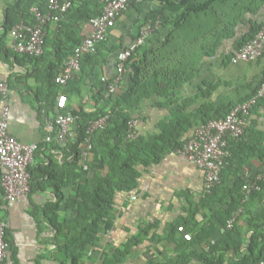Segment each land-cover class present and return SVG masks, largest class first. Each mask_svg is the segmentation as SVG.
<instances>
[{
  "label": "trees",
  "instance_id": "16d2710c",
  "mask_svg": "<svg viewBox=\"0 0 264 264\" xmlns=\"http://www.w3.org/2000/svg\"><path fill=\"white\" fill-rule=\"evenodd\" d=\"M71 1L72 7L60 22L47 24L43 54H26V57L34 61L35 68L31 74H35L44 84L47 93L51 94V100H47L46 104L49 102L52 105L55 115L50 118L46 111L45 126L48 127L49 123L56 124V117L60 113L72 112L77 115L73 131L75 135L71 137L69 133L61 138L59 128L55 125L52 141L38 144L35 161L30 165L29 171L31 191L53 188L55 199L47 200L38 211L41 212L45 228L53 233L48 241L54 245L55 255H62L69 264H85L88 252L100 240L99 233L104 223L114 216L117 194L135 192L140 179L169 154L178 152L201 123L224 118L237 104L258 95L264 84V76L254 92L244 99L234 101L229 98L222 99L219 104L204 103L191 111L195 99H181L177 95L198 76L203 65L204 55L195 50L198 47L204 49L206 45H203V38L210 36L207 43L216 51L224 39L234 36L236 27L245 18V12L255 9L250 8L247 3L237 4V0H160L158 6L152 7L149 19L161 18L162 23L155 32L167 28L165 38L152 47H146L144 51L141 48L145 43L135 49L126 62L125 73L115 92L108 95L109 86L117 78V75L108 76V68L112 63L116 68L119 53L127 47L124 46L123 39L113 43L109 36L98 44L96 53H85L82 56L81 69L72 79L66 84H59L56 77L62 73L66 61L75 54L76 47L82 41L83 23L102 14L105 7L103 0ZM144 1L132 3L142 4ZM228 1L235 3L225 15H219L217 8ZM49 3L50 0H17L10 4L6 12V29L10 30L21 19L29 23L35 22L33 7L38 6L46 12L49 10ZM262 26L263 24L253 25L250 34L238 40L237 51L253 39ZM231 59L229 57L228 60ZM84 90L92 95L90 100L94 104L86 106L87 99L76 105L70 104L73 100L70 98H82ZM59 96L67 98L68 104L64 107L58 102ZM34 100L37 102L40 99ZM150 100L158 101V105L170 109V115L158 123L159 132L145 134L140 129L131 127L130 122L141 118V108ZM259 100L260 97L252 110ZM46 104L43 105L44 108L47 107ZM36 108L42 110V105ZM106 116V125L89 134L91 123ZM88 137H91L94 148L87 161L88 168L85 169L82 152L86 148ZM244 140L246 131L239 139H229L231 155L227 167L234 161L238 145H243ZM64 141L70 151L68 158L59 160L44 152L46 149L62 147ZM254 155L255 152H247L248 157ZM245 160L247 163L248 158ZM226 168L222 173L221 183L210 193L205 192L202 203L192 212L195 217L202 208L212 210L213 222H210L209 227L212 229L209 231L202 228L195 233L190 240L194 251L181 254L176 263L169 261L163 264H186L193 258L205 261V264H224L229 250L235 251V261H230L229 264H258L264 260V246L259 241L258 233L262 225L256 223L249 208V201L264 188V179L259 180L261 189L253 190L250 198L244 202L245 185L257 178L247 180L239 177L231 185L230 180L226 182ZM234 215L236 219L230 228L228 221ZM193 216L183 220V223L193 221ZM261 218L264 215L258 217L257 221ZM244 223L248 224L247 232ZM180 224L178 221L176 226ZM173 227L171 225L170 229ZM43 229L44 227L42 231ZM250 230L254 233L250 234ZM221 231L224 245L220 244L217 235ZM211 240H214L213 244L210 243L208 250L204 249L205 242ZM140 241V237H132L124 249L116 250L103 264H124L132 248ZM246 244L247 251L243 252L242 247ZM58 259L65 264L63 259Z\"/></svg>",
  "mask_w": 264,
  "mask_h": 264
},
{
  "label": "crops",
  "instance_id": "0c3cea01",
  "mask_svg": "<svg viewBox=\"0 0 264 264\" xmlns=\"http://www.w3.org/2000/svg\"><path fill=\"white\" fill-rule=\"evenodd\" d=\"M16 1L0 0V77L9 84L8 99L12 133L22 142L40 144L47 141L49 136L48 128L45 126L46 111L50 118L55 114L52 105L49 102L46 104L47 100H51V94L47 93L44 84L36 78L35 74H31L35 68L34 61L12 47L10 30L6 29V12L9 5ZM160 3V0H145L142 4L132 3L119 17L116 26L108 32L111 42L118 43L123 39L124 46L130 47L148 23L152 7ZM234 3V1H228L225 5L219 6L217 13L221 16L225 15ZM236 3H247L255 11L245 12V18L236 27L234 36L224 39L216 51L211 44L207 43L210 36L203 38L205 39L203 45H206L204 49L198 47L195 50L198 54L204 55L203 65L198 76L186 84L177 95L181 99H195L191 111L204 103L219 104L222 99L230 98L234 101L244 99L254 92L264 76V57L236 64L228 60L237 51L238 40L248 36L253 25L264 24V2L237 0ZM161 30L163 31L154 32L147 38L148 40L144 42L145 46L141 48L142 51L165 38L167 28L164 27ZM91 31L92 25L89 22L83 23L82 34H89ZM115 75L117 72L112 63L108 68V76ZM260 91L262 96L259 103L248 118L246 140L243 145H238L234 161L226 168V182L230 180L231 185H234L236 178L249 180L252 177L257 178L264 172V156H262L264 152V84ZM90 96L92 95L84 90L83 97L70 98L73 99L70 104L76 105L87 99L86 106H92L94 102L90 100ZM34 99L40 100L36 102ZM59 101L62 107L68 104L66 97L59 96ZM158 103V101L150 100L143 104L141 118H137L136 125L142 133L159 132L158 123L170 115V109ZM45 104L46 108L43 107ZM39 105H42V110L36 108L40 107ZM73 131L74 125L70 130L71 137L75 135ZM66 147L67 142L64 141L62 147L46 149L44 152L63 160L70 155ZM247 152H255V155L248 157ZM52 191V187L44 191H31L9 205L0 187V217L7 220L6 240L9 243L8 255L1 264H63L58 257L63 259L65 264H69L62 255L58 257L55 255V247L51 241H48L51 240L53 233L45 228L41 212L38 211L47 200L55 199ZM205 192L204 170L178 152L169 154L140 179L135 192L117 194L114 216L104 223L99 233L100 240L95 248L88 252L85 262L93 260L95 264H103L107 257H111L116 250L124 249L132 237L138 236L141 241L132 248L124 264H163L169 261L176 263L181 254L194 251L195 248L190 245V240L195 233L202 228L209 231L212 229L209 228L213 220L212 210L202 208L195 217L192 214L193 209L202 203ZM134 195L137 196L136 199L133 198ZM249 208L256 223L262 225L258 233L259 241L264 246V218L257 221L258 217L264 215V188L249 201ZM191 216L194 217L193 221L183 223V220ZM178 221L181 224L176 226ZM214 222H216L215 219ZM171 225H174V230L170 229ZM244 229L248 231L247 223H244ZM249 232L254 233L253 230ZM221 233L223 232L217 235L220 244L224 245ZM109 235L111 239L108 238ZM213 242L214 240L205 242L204 249L208 250L210 243L213 244ZM246 249L247 244L242 247L243 252H246ZM234 253L233 250L226 252L224 264L235 261ZM186 264H205V261L193 258Z\"/></svg>",
  "mask_w": 264,
  "mask_h": 264
},
{
  "label": "built area",
  "instance_id": "2783aa9c",
  "mask_svg": "<svg viewBox=\"0 0 264 264\" xmlns=\"http://www.w3.org/2000/svg\"><path fill=\"white\" fill-rule=\"evenodd\" d=\"M105 3L102 14L90 20L92 31L82 36V41L75 49V54L66 61L65 68L56 77V82L66 84L81 69L82 56L85 53H96L98 44L105 41L108 32L115 27L121 17L130 7L133 0H103ZM142 2L143 0H135ZM72 7L71 0H50L49 10L42 11L38 6L33 7L32 16L35 22L29 23L25 19L16 22L10 29L12 47L20 53L31 56H40L44 52L47 36V24L58 23L65 13ZM160 17L149 19L142 28L138 39L128 48L121 51L117 58V78L109 86V92L113 93L122 80L125 73L127 60L135 49L142 45L161 25ZM264 56V24L260 31L240 48L232 56V63L251 62ZM9 84L0 77V187L4 190L8 204L14 203L19 197L31 191V173L29 167L32 164L39 145L38 143H25L20 141L11 131V117L9 104ZM262 96L258 95L237 104L226 117L213 119L201 123L193 132L187 143L178 150V153L205 172V191L210 193L222 181V173L228 165L231 151L228 148L230 138H241L248 123V118L254 104ZM108 117H103L91 123L88 133H93L97 128L106 125ZM77 115L72 112L60 113L56 117V124L49 123V136L47 141H52L55 125L58 126L60 137L65 138L76 123ZM137 119L130 122L131 127L137 125ZM133 133L130 134V137ZM91 137L87 139L86 148L83 149L82 158L84 168H88L87 161L93 153ZM263 173L255 181L245 185L246 202L253 190H260L259 180H263ZM137 198L136 195L133 196ZM242 209V208H241ZM240 211V210H239ZM238 211V213H239ZM237 213V214H238ZM236 214V215H237ZM236 216L228 221V227L232 228ZM7 220L0 217V264L8 255L9 243L6 240ZM111 239L110 235L108 236ZM104 241V240H103ZM102 241V242H103ZM107 241V240H106ZM104 241V242H106ZM85 264H95L93 260ZM258 264H264V260Z\"/></svg>",
  "mask_w": 264,
  "mask_h": 264
}]
</instances>
